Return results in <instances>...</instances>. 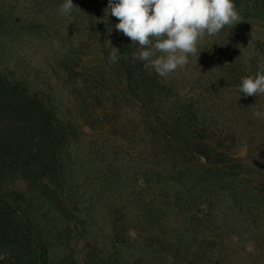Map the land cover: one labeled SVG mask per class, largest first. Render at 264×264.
Returning <instances> with one entry per match:
<instances>
[{"label": "rangeland", "instance_id": "1", "mask_svg": "<svg viewBox=\"0 0 264 264\" xmlns=\"http://www.w3.org/2000/svg\"><path fill=\"white\" fill-rule=\"evenodd\" d=\"M234 2L165 79L108 0H0V264H264V95L239 92L264 0Z\"/></svg>", "mask_w": 264, "mask_h": 264}, {"label": "clouds", "instance_id": "2", "mask_svg": "<svg viewBox=\"0 0 264 264\" xmlns=\"http://www.w3.org/2000/svg\"><path fill=\"white\" fill-rule=\"evenodd\" d=\"M75 7L73 0H63L59 11L69 15ZM105 12L118 20L115 29L139 46L133 58L165 79L183 69L189 57L197 59L206 37L243 21L234 0H108ZM118 53L113 47L111 62L118 60ZM239 92L264 95V72L243 77ZM253 115L264 117V112Z\"/></svg>", "mask_w": 264, "mask_h": 264}]
</instances>
